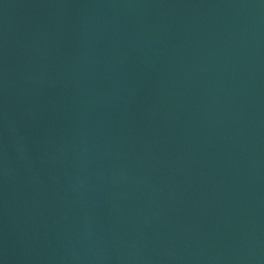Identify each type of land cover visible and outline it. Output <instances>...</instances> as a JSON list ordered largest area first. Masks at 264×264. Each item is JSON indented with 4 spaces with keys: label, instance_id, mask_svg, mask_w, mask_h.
I'll return each instance as SVG.
<instances>
[{
    "label": "water",
    "instance_id": "obj_1",
    "mask_svg": "<svg viewBox=\"0 0 264 264\" xmlns=\"http://www.w3.org/2000/svg\"><path fill=\"white\" fill-rule=\"evenodd\" d=\"M0 264H264V0H0Z\"/></svg>",
    "mask_w": 264,
    "mask_h": 264
}]
</instances>
